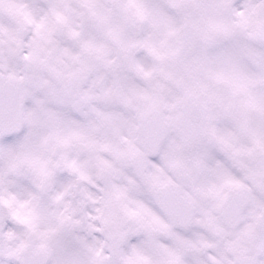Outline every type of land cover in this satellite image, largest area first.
I'll list each match as a JSON object with an SVG mask.
<instances>
[{
	"label": "snow or ice",
	"instance_id": "snow-or-ice-1",
	"mask_svg": "<svg viewBox=\"0 0 264 264\" xmlns=\"http://www.w3.org/2000/svg\"><path fill=\"white\" fill-rule=\"evenodd\" d=\"M0 264H264V0H0Z\"/></svg>",
	"mask_w": 264,
	"mask_h": 264
}]
</instances>
